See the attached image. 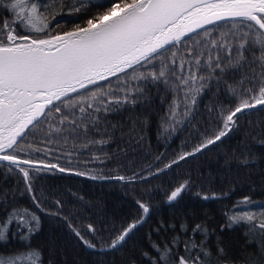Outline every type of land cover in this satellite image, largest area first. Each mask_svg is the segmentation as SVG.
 <instances>
[{"label": "snow or ice", "instance_id": "obj_1", "mask_svg": "<svg viewBox=\"0 0 264 264\" xmlns=\"http://www.w3.org/2000/svg\"><path fill=\"white\" fill-rule=\"evenodd\" d=\"M0 13L5 14L0 20V264H45L43 249L32 244L45 219L66 225L81 247L100 257L122 250L152 212L144 198L150 193L137 196L135 185L203 155L240 131L242 118L264 111V0H0ZM156 98L164 108L159 136L190 125L189 139L167 162L161 152L147 163V156L130 163L129 175L117 157L141 147L143 136L122 132L121 139L126 135L130 143L120 148L117 126L108 118L141 103L150 106ZM197 115L201 120L192 124ZM249 140L264 147V123L249 122L238 145L241 154L234 150L226 165L257 163L249 155ZM113 142L117 149L109 154L105 146ZM84 150L91 157L85 163L99 170L74 165ZM107 161L116 165L109 173L103 170ZM57 174L119 182L138 211L131 219L101 213L78 223L65 212L59 190L37 187L43 177ZM194 186L189 175L166 191V203L173 205ZM235 190L209 185L198 187L195 197L222 202ZM219 211L225 219L219 233L209 230L207 213L191 225L182 222L178 230L175 223L159 221L157 234H175L158 242L147 233L139 264H224V233L237 227H244L247 244L257 247L256 257L244 264H264V201L243 195ZM47 264H53L51 257ZM128 264L138 261L129 257Z\"/></svg>", "mask_w": 264, "mask_h": 264}, {"label": "trees", "instance_id": "obj_2", "mask_svg": "<svg viewBox=\"0 0 264 264\" xmlns=\"http://www.w3.org/2000/svg\"><path fill=\"white\" fill-rule=\"evenodd\" d=\"M4 15V13H0V20L4 18ZM207 103L208 97L205 96L200 105L201 110ZM163 111L164 108L161 107L159 98H156L150 106L145 102L139 104L134 111L130 109L109 116V122L117 126L115 141L120 142V148H125L130 143L126 135L123 140L121 139L122 132L127 134L132 130L134 137L143 136L141 147L134 151L128 150L117 157L125 166L124 171H127V174H131V169H128L127 166L133 162L135 164L141 163V158L145 156L147 159L144 160V163H147L155 155L165 152L167 154L165 162H167L169 157L181 149L182 143L189 139L192 130L190 125L175 134L159 136V117ZM200 120L201 115H197L192 124H196ZM133 122H135L134 129ZM249 122L253 125L264 123V111H254L251 115L242 118L240 131L233 133L216 147L206 150L203 155L189 159L187 163H181L178 167L174 166L167 173L151 179L146 184L135 185L137 196L144 193L145 190L150 193V196L145 195L144 198L150 199L152 212L147 223L136 232L133 239L122 250L110 252L104 257H100L81 247L69 233L66 225L59 222L53 224L47 219L44 221L42 233L32 240L33 246L43 249L45 264H47L49 257H51L53 264H99L101 259H103V264H128L129 257L135 258L139 264V251L141 247L147 248L148 246L145 238L147 233L151 231L152 239L158 242L170 241L175 234L170 231L166 234L163 230L157 234L154 229L161 220L166 225L175 223L178 230L182 222L187 221L191 225L193 219L200 221L204 219L205 213H207L210 218L207 225L209 230L215 229L219 233V225L225 222L219 211L223 205L226 204L231 207L237 198L243 195H250L257 202L264 201V147L249 140V155L254 154L257 163L250 164L248 167H242L236 161L225 164L234 150L238 155L241 154L238 145L244 138L246 131H249ZM252 135H256V133L253 131ZM116 149V142L105 146V151L109 154ZM148 149L151 150L150 153ZM92 150L95 149L92 148ZM90 158L89 150H84V154L78 158V162L74 158L73 163L81 171L89 168L99 170L101 166L85 163ZM114 167H116L114 162L107 161L103 170L105 173H109V170ZM189 175L194 178L195 186L191 190L185 191L173 205L167 204L166 191L178 186ZM14 183V178H10L9 185ZM41 185L45 191L59 190L63 194L66 200L65 212L74 214L78 223L80 221L87 222L88 218L95 220L101 213L117 220L121 217L131 219L138 211L134 205L133 195L127 186L121 185L119 182L92 181L81 177L57 174L56 177L45 176L37 181V187L39 188ZM209 185L215 191L227 190L232 187H235L236 190L229 199L222 202H205L197 199L195 197L196 189L199 187L206 190ZM71 192L83 196L84 201L80 202L72 197ZM245 231L244 227H237L224 233L227 251L224 264H244L245 258L252 257L254 259L256 257L257 247L247 244L244 236ZM211 247L214 251V238ZM50 248L53 250L50 251Z\"/></svg>", "mask_w": 264, "mask_h": 264}]
</instances>
